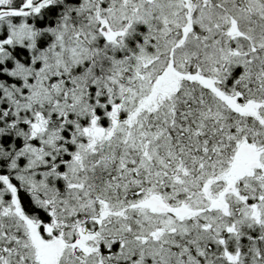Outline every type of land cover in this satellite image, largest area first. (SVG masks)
<instances>
[{
	"label": "snow or ice",
	"instance_id": "obj_1",
	"mask_svg": "<svg viewBox=\"0 0 264 264\" xmlns=\"http://www.w3.org/2000/svg\"><path fill=\"white\" fill-rule=\"evenodd\" d=\"M0 264H264V0H0Z\"/></svg>",
	"mask_w": 264,
	"mask_h": 264
}]
</instances>
